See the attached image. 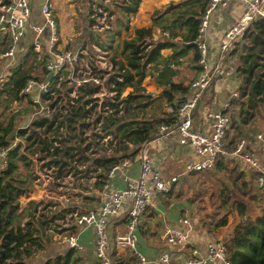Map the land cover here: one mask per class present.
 Instances as JSON below:
<instances>
[{
  "label": "crops",
  "instance_id": "obj_1",
  "mask_svg": "<svg viewBox=\"0 0 264 264\" xmlns=\"http://www.w3.org/2000/svg\"><path fill=\"white\" fill-rule=\"evenodd\" d=\"M45 1H30L31 16L27 23L26 34L16 47V51L22 57L27 54L31 44L29 25L42 22L41 6ZM191 2V0H141L134 15L126 14L114 5H106L111 10V14L108 11L110 16L107 23L109 26L94 32L89 11L90 6L101 4L99 0H52V12L59 23V32H61V44L58 45V49H63L62 52H66V50L71 52L74 48L84 44L86 50L87 46H93L91 48H95V51L98 49L104 57H115L126 62L127 53L123 51V42L133 39L137 29H150L151 39L154 41L163 38L164 33L159 27L153 25L152 15L154 12H161L165 7L178 3L186 5L182 8L183 10L197 11L198 8L192 6ZM75 6H79V8L74 10ZM244 12L245 6L242 3L231 1L225 5H218L210 15L203 41L207 46V64L213 77L209 87L203 93L198 108L194 110L192 120L193 130L209 134L211 122L207 118V113H224L231 123L227 138V155L209 171L188 173L186 171L188 164L199 162L200 157L195 154L192 147L179 144L176 125L169 128L163 139H157V135L153 140L143 144L137 155L124 159L128 162L127 166L122 167L112 178H107L109 190L123 188L128 179L139 176L143 155L151 161L152 166L162 178L178 177V183L169 195L152 196V204L140 220L139 230L137 229V249L145 257L147 264H185L191 249L198 250L199 256H205L210 244L216 240L227 242L231 238L235 227L245 218L243 207L247 215L253 219L261 215L262 208L253 199L254 195L260 197L256 185L258 174L240 157L231 154L236 144L243 140L246 143V149L262 166L264 140L258 136L264 132V103L252 102L253 107L251 108L244 95L249 86L238 74V56L243 53L245 48L243 40L233 44V47L226 52L221 48L226 31L235 22L241 20ZM66 14H71V20H76L77 28L79 23L82 24L79 31H74L69 19L65 16ZM94 35L97 37L90 41ZM173 42L179 50L188 46L187 43L181 41L180 37ZM98 43L101 44L102 49L98 47ZM173 52L171 48L163 49L158 58L147 65L146 77L137 85L146 94L155 97L166 89L164 85L158 84V81L161 80L159 74L165 69V66L173 64L171 60ZM194 55V50H189L184 57L177 59L179 65L175 67L173 83L190 87L191 83L197 79L201 69L193 61ZM100 61H96V63ZM1 63L3 62L1 61ZM105 68H107V62ZM44 78L45 76L42 80ZM131 91L133 88H127L123 95L125 96ZM191 94L190 89L186 100L190 98ZM179 98V95L176 96L172 104H175ZM157 103L158 106H148L144 109V119L155 118L163 113H174L175 116L172 104H168L164 98L159 97ZM246 110L253 116L245 124L241 119V111ZM124 148L126 149L125 155L129 156L132 152L129 150L131 148L128 146ZM112 155L109 153L107 157ZM114 156L116 157V155ZM99 189L96 186L90 189L86 184L82 188V192L79 193L81 199L74 200L75 205L83 210L95 208L99 204L96 198ZM127 206L128 202L122 207L119 217L112 220L110 224L112 241L127 233L125 219ZM222 221H226V224L218 226ZM168 229L180 232L185 236L184 243L176 251L172 250L165 240ZM79 243L83 250L82 257L77 258L79 262L81 264H99L95 257V235L92 229L84 230L79 234ZM50 249L47 246L38 252L49 260L64 256L72 251L66 245L58 244ZM112 254L118 264H129L131 261L127 250L112 246ZM37 255L39 256V254ZM163 255H167V262L161 261ZM38 256L33 258L34 264H43L44 258ZM26 264L28 263L26 262Z\"/></svg>",
  "mask_w": 264,
  "mask_h": 264
},
{
  "label": "built area",
  "instance_id": "obj_2",
  "mask_svg": "<svg viewBox=\"0 0 264 264\" xmlns=\"http://www.w3.org/2000/svg\"><path fill=\"white\" fill-rule=\"evenodd\" d=\"M30 1L0 0V62H3L1 65L4 64L3 70L0 71V91L5 90L7 87L12 75L11 70L22 62V55H17L16 47L26 34L27 23L31 16ZM51 1L46 0L41 6V14L49 32L46 33L44 27L36 23L29 25L31 44L28 52L36 54L37 59L46 57L44 59L46 75L44 80L40 82L29 80L22 90L23 99L12 103L18 109L30 107L33 112L27 120L30 123L25 127L15 128L8 140V146L0 148V173L7 169L9 155L15 152L17 158H27L30 178L35 186L41 187L44 184L51 186L46 191L47 195L44 193V196H63L65 192H56V188L66 187L65 190H68L66 184L70 186L69 190L73 191H69L71 194L68 196L69 202L63 207H59V209H64V214L58 212L59 214H56L51 220H47V217L43 214L36 215L38 214L37 209L41 208V204H38L36 210L25 219V221L35 220L34 222L30 221L33 225L42 221L41 225L44 228L47 227L53 234L55 244L66 245L69 250L81 253L83 250L82 245L79 243V234L84 230L92 229L95 235V257L99 264H118L112 254V246L129 252L131 259L129 264H147L145 257L137 249V229L139 230L140 220L151 206L152 196L169 195L177 185L178 177L162 178L152 166L151 161L143 155L139 176L128 179L125 186L117 190H109L108 182H106L99 189V194L96 197L99 204L95 208L83 210V208L76 206L75 202L72 203L75 200L73 196L77 194L79 196L86 184L90 189L96 186L99 182L97 175L100 174L101 169L93 168L87 164L80 165L75 161L77 157L73 160L64 158L61 155H54L56 148H62L61 138L53 139V131L67 114V109L62 110V106L69 108L67 103L73 104L72 100L78 98V88L83 85H93L99 89L98 94L94 97L96 98L94 104H97L98 107H95L89 118L85 120V122H90L86 123L89 126L84 130V145L90 143L87 155L94 158L101 153L99 146H106L111 141L102 132V120L96 121V118L98 115L106 114L107 107L103 108L105 112L102 113V103L105 99L111 98L113 94L108 92L111 85H106V79L82 78L76 83L77 88H75L76 84L74 83L76 81L70 76L63 79L61 76L62 69L71 65L75 59L71 52H54V47H56L58 41L59 28L52 12ZM122 1L128 2V0H99L102 5L90 6L89 18L94 24L92 29L100 31L102 27L107 28L109 26L107 20L110 15L104 11V8H106V5H114ZM231 1L242 3L245 6V12L241 20L235 22L226 31L221 42L223 51L226 52L233 47V44L242 40L252 21L264 19V0H210L200 17L199 35L196 43L199 52L197 64L201 69L200 74L189 87L192 91L190 98L175 110L179 144L192 147L195 154L200 157L199 162L188 164L186 168L188 173L209 171L216 167L218 162L227 155L230 119L224 113L208 112L207 118L211 122V132L209 134L193 130L192 120L197 102L201 100L213 77L207 64V46L203 41L209 18L218 5H225ZM98 10L101 12L98 13ZM103 15L104 19L99 24L92 20L94 17L101 19ZM80 51H86L84 44H81ZM6 67L7 72L4 74ZM62 88H65L63 92H61ZM55 94L59 95L58 99L54 97ZM235 96L237 97V95ZM52 99L55 100L52 102ZM63 99L64 104L53 115L54 110L49 107L52 108L58 103L60 104ZM47 102L49 107L44 106ZM44 108L45 111H43ZM94 114L96 117L92 116ZM54 116L55 118H53ZM36 129L41 130V133L36 132ZM46 129L48 131L43 135V139L51 145L47 150H41L40 141L37 137L42 135ZM59 130L63 133L62 128ZM168 130L169 128L166 125H161L158 129L157 139H163ZM87 132H90V134H87ZM258 137L264 140V132ZM69 145L70 143H66V146ZM109 153L108 151L107 155ZM231 155L240 157L257 172L256 185L259 193H263L264 162L262 166L259 165L252 153L246 149V143L243 140L236 144ZM18 160L20 161V159ZM127 164V161L122 160L120 164L111 167L107 178H112L117 171L127 166ZM87 169L92 172L88 173ZM23 193L25 192L23 191ZM61 199L64 200L63 197ZM78 199H81L80 196ZM127 202L128 208L125 213L127 233L125 236L112 241L110 224L112 220L119 217L122 207ZM47 204H52L51 207L54 209L58 207L57 204L52 202L47 201ZM49 208L48 205L45 206V209L49 210ZM51 228H54V231ZM165 240L171 249L176 251L184 243L185 236L180 232L168 229ZM167 258V255H163L161 261L167 262ZM185 264H230L226 242L216 240L209 245L205 256H199L198 250L191 249Z\"/></svg>",
  "mask_w": 264,
  "mask_h": 264
},
{
  "label": "trees",
  "instance_id": "obj_3",
  "mask_svg": "<svg viewBox=\"0 0 264 264\" xmlns=\"http://www.w3.org/2000/svg\"><path fill=\"white\" fill-rule=\"evenodd\" d=\"M140 1H122L114 4V7L120 8L126 14L134 15ZM191 1V5L198 8L197 11L183 10L182 8L186 5L178 3L165 7L161 12H154L152 15L153 25L159 27L166 35L163 34V38L154 41L151 39L150 29H137L133 39L123 42V51L127 53L126 62L110 57L108 62L110 68L98 69L93 74L99 80L106 79V85H111L108 92L113 94L111 98L105 99L102 103V113L105 112L103 108L107 107L106 114L98 115L96 118V121L102 120L101 129L104 136L111 139L106 146H99L101 153L98 157L92 158L87 155L90 143L84 145V130L89 126L85 120L89 118L93 109L98 107L97 104H94L96 101L94 97L98 94L99 89L93 85H83L78 88V98L72 100L73 104L68 102L69 108L62 106V110L67 109V114L53 131V139L61 138L62 148H56L54 155H61L73 160L77 157L75 161L78 164H87L93 168L101 169L100 174L97 175L99 179L96 184L97 188H101L106 183L111 167L119 164L125 158L137 155L143 144L156 138L161 125H166L168 128L177 125L174 113H163L155 118L144 119L143 111L148 106H158L159 97L164 98L168 104H172L175 97L179 95L180 98L175 104H172L175 111L186 101V97L190 93L189 87L173 83L172 78L175 75V67L179 65L177 59L184 57L189 50L195 52L193 61L197 63L199 60L196 43L199 35L200 17L210 0ZM104 11L108 15L109 12L111 14L108 7L104 8ZM170 11L172 12L170 13ZM93 25L91 24V26ZM94 37L97 36L94 35L90 41ZM178 37L188 44L183 50L177 49L173 42ZM242 40L245 48L243 53L238 56V74L249 86L244 95L248 99V106L252 108V102L264 103V19L252 21ZM98 47L101 48V44L98 43ZM167 48L174 51L171 55L173 64L165 66V69L159 74L161 80L158 81V84L164 85L166 89L162 94L154 97L146 94L137 85L146 77L147 65L155 61L160 52ZM80 57L82 58V56ZM44 59L46 57L37 59L36 54L28 52L22 57L20 65L11 70L12 75L7 87L0 91V106L4 105L2 115L7 113L13 102L23 99L22 90L29 80L42 81L44 76L40 78L36 76L35 72L39 66H44ZM86 59L90 60V58ZM92 67L95 69L93 65ZM127 88H133V91L124 96L123 93ZM248 110L241 111V119L245 124L253 116ZM12 117L3 116L0 119V148L9 144L8 140L14 131ZM60 128L63 129V133L60 132ZM47 131L48 129L37 137L41 150H47L51 145L43 139V135ZM66 143H70V145L66 146ZM127 146L131 148L129 150H132L129 156L125 155L124 147ZM108 151L113 155L107 157ZM18 159L29 168L27 158H17L15 152H12L8 158L7 169L0 173V264H26V261L37 251L44 249V245L41 243L43 239L35 236L34 226L30 221L23 225L20 222L15 223V220L20 218V215L16 214L19 208L18 198L25 189V185L22 186L23 181L19 180V166L16 161ZM87 170L88 173L92 172ZM253 199L261 206V215L253 219L247 215L243 207L245 218L238 223L231 238L226 242L230 264H264V192L260 194V197L254 195ZM33 203L34 201H30L28 207H24V211L29 210V204ZM224 224L226 221L220 222L218 226ZM73 256L74 252L69 251L64 256L47 260L45 264H70L76 260Z\"/></svg>",
  "mask_w": 264,
  "mask_h": 264
},
{
  "label": "rangeland",
  "instance_id": "obj_4",
  "mask_svg": "<svg viewBox=\"0 0 264 264\" xmlns=\"http://www.w3.org/2000/svg\"><path fill=\"white\" fill-rule=\"evenodd\" d=\"M77 8H79V6H75L74 10H77ZM97 12L100 13L101 11L98 10ZM65 16L69 19V22H70V24H71V26H72V28L74 29L75 32H77V31H79L81 29L82 24L79 23V26L77 28V26L75 24L76 20L75 19L71 20V14H66ZM103 19H104V15H103V17L101 19H97V17H94L92 20H94L97 24H99V23L102 22ZM55 21H56L57 25H59V23L56 20V18H55ZM36 24H38V23H36ZM38 25L43 26L46 33L49 32L48 27L45 25L44 19H42V22H40ZM58 28H59V26H58ZM92 30L94 32H98L97 29H92ZM60 33L61 32H58V41L56 43V47H54V52L55 53H58V52L62 53V51H64L61 48L58 49V45L61 44L60 43L61 42ZM68 33H69V31H68ZM80 46H78V48H74L73 50H71V53L74 55V59H75L74 62L71 65H69V66H65V68H63L62 71H61V76L63 77V79L67 78V76H70V78H72L73 80L76 81V82H74L75 84L77 82H79L82 78L95 77L93 74H95L98 69L106 70V68H105L106 67V62H107V68H108V66H109L108 62H109V59H110L109 57L108 58L104 57V55L101 52H99L98 49H96V51H95V48H91L90 46H87L88 49L86 51H88V52H86V51L85 52H81L80 51ZM66 52H68V50H66ZM27 53H28V50H27ZM17 55H19L18 52H17ZM80 56H82V58ZM86 58H90V60L88 61ZM96 61H100V62L96 63ZM91 64L94 66L95 69H93ZM3 68H4V64L0 65V71H2ZM6 69H7V67L4 69V74L7 72ZM35 74H36V76H39L40 78L45 76L46 74H45L44 66H39V69L35 72ZM75 88H77V84H76ZM64 89L65 88H62L61 92H63ZM54 97H56L58 99L59 95L55 94ZM54 100L55 99H52V102ZM63 104H64V99L60 102V104L58 103L56 106H54L52 108L49 107V103L48 102L46 104H44V106L47 105L50 109H53L54 110L53 115H54ZM3 108H4V105L0 106V119L3 116H5L6 118H10V117L13 116L12 118L14 120V129L15 128L17 129V128H20V127H25V126H27L30 123V122L27 121L29 119V117L32 115V112H33V110L30 107H22V108L18 109L16 107H14L13 104H11L9 110L7 111V113L5 115H2ZM43 111H45V108L43 109ZM92 116L96 117L95 114L92 115ZM87 122H90V121H87ZM87 122H85V123H87ZM36 132L41 133V130L36 129ZM87 134H90V132H87ZM17 165L19 166V169H18V173L20 175L19 180L23 181L22 186L25 185V189H23V191L25 193H23L18 198L19 208H18L16 214L20 215V218H17L15 220V223H16L17 220H18V222H20V224H24L25 222H27V221H25L26 217L29 214L31 215L36 210L38 204H41V208L37 209L38 210V214H36V215L38 216L39 214H43L44 216L47 217V220H51V218H53L56 214H59L58 212H63L64 209H61V208L59 209V207H63L67 202H69L68 196L71 195L69 191H73V190H69L70 186L68 184H66L68 190H65L66 187L56 188V192H65L63 196L55 195V196H51V197H46V196H44V193L47 195L46 191L51 186L46 185V184L42 185L41 187L35 186L32 183V181H31L29 168H27L23 164V162H21L19 160H17ZM19 186H21V185H19ZM62 197L64 198V200L61 199ZM78 197H79L78 194L73 196V198L76 201H77ZM29 200L30 201H34V203L32 205L29 204V206H30L29 210L24 211V207H28V203L30 202ZM47 201L48 202H52L53 204H57L58 207L54 209L53 207H51L52 204L51 205L47 204ZM40 202H42V203H40ZM72 203H74V200H73ZM46 205H48V208L50 207L49 210L45 209ZM63 214H64V212H63ZM30 221L34 222L35 220H30ZM41 222L42 221L36 222V224L32 225V226H34L33 230H34L35 236L36 237H40V238L43 239V242L41 241V243H43V245L45 246L44 248H47V246H48L49 249L53 248V246H56V244L53 241V234L51 233V231H49L47 229V227L44 228L41 225ZM51 230L54 231V228H51ZM73 252H74V256L73 257L76 258V260L74 262L70 263V264H81L77 258H80V256L82 257L83 254L82 253H77L75 251H73ZM37 254H39V256H41V258H44V261H43L44 263L43 264H45V262L48 260V258H46L43 255H40V253L38 251L31 258H29L26 262L28 264H34V261H33L34 259L33 258L38 256ZM51 258H55V257H51Z\"/></svg>",
  "mask_w": 264,
  "mask_h": 264
},
{
  "label": "water",
  "instance_id": "obj_5",
  "mask_svg": "<svg viewBox=\"0 0 264 264\" xmlns=\"http://www.w3.org/2000/svg\"><path fill=\"white\" fill-rule=\"evenodd\" d=\"M225 69H227V68L225 67ZM199 103H200V101L197 102L196 109L198 108Z\"/></svg>",
  "mask_w": 264,
  "mask_h": 264
}]
</instances>
